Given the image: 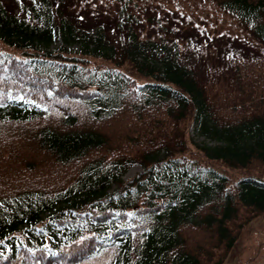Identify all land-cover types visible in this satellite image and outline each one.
<instances>
[{"label": "trees", "instance_id": "16d2710c", "mask_svg": "<svg viewBox=\"0 0 264 264\" xmlns=\"http://www.w3.org/2000/svg\"><path fill=\"white\" fill-rule=\"evenodd\" d=\"M69 1L0 0V264H223L264 213V0H213L262 45L212 65L153 0L117 41Z\"/></svg>", "mask_w": 264, "mask_h": 264}, {"label": "rangeland", "instance_id": "374dc122", "mask_svg": "<svg viewBox=\"0 0 264 264\" xmlns=\"http://www.w3.org/2000/svg\"><path fill=\"white\" fill-rule=\"evenodd\" d=\"M124 1L122 0L120 5L114 0H70L69 5L70 10H75L78 16L85 17L86 14H90L92 17L86 20L88 24L97 23L105 28L109 27L112 32V41H117L122 33L117 30L116 23L119 22L120 10L123 8ZM149 1L137 0L138 7L132 8L139 16L137 31L142 36L148 35L152 38H159L160 35H164L160 29L162 27L156 29L146 20L148 10L143 4L147 5ZM153 2L154 6L151 11L153 14L163 12L161 15L166 19L163 21L168 22L167 27L170 35L176 36L183 45L191 41L198 43L201 49L200 57L206 60V65H212L214 60L224 58L227 52H229L227 55L235 54L232 53L234 51L241 54L244 49L253 51L261 48V39L253 35L240 21H235L231 14L210 0H153ZM133 5V2H130L125 7L130 9ZM172 24L178 27H174ZM251 39L256 43L253 44ZM61 43L60 40L55 42L52 44V48L60 47ZM69 46L79 50L78 43ZM190 131L194 140L201 145L216 146L220 143L218 140L202 134L196 123L191 125ZM142 169V164H135L123 175V178L126 179ZM112 189H115V194L118 192L117 183L113 184ZM111 201L108 199L107 203ZM115 224L121 223L116 222ZM126 225L129 226L130 224ZM154 232L158 233L159 228L156 227ZM152 237L148 238L149 243L152 241ZM146 244L147 241H145ZM239 244L238 254L228 259L225 264H264V213L258 218L252 219L251 223L241 231Z\"/></svg>", "mask_w": 264, "mask_h": 264}, {"label": "bare ground", "instance_id": "6f19581e", "mask_svg": "<svg viewBox=\"0 0 264 264\" xmlns=\"http://www.w3.org/2000/svg\"><path fill=\"white\" fill-rule=\"evenodd\" d=\"M115 228V227H114ZM136 263V262H135ZM137 264V263H136Z\"/></svg>", "mask_w": 264, "mask_h": 264}]
</instances>
